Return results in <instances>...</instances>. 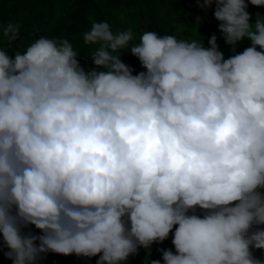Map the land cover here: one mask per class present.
I'll list each match as a JSON object with an SVG mask.
<instances>
[{"label":"clouds","instance_id":"9594fccd","mask_svg":"<svg viewBox=\"0 0 264 264\" xmlns=\"http://www.w3.org/2000/svg\"><path fill=\"white\" fill-rule=\"evenodd\" d=\"M249 4L264 0L201 4L215 5L228 58L215 35L136 42L106 21L83 35L92 70L67 38L0 48V236L13 264L49 252L122 264L140 248L160 264L152 246L170 234L164 264H264L252 251L264 250V16L250 23ZM0 32L10 46L20 36L11 21ZM126 47L146 71L123 62Z\"/></svg>","mask_w":264,"mask_h":264},{"label":"trees","instance_id":"16d2710c","mask_svg":"<svg viewBox=\"0 0 264 264\" xmlns=\"http://www.w3.org/2000/svg\"><path fill=\"white\" fill-rule=\"evenodd\" d=\"M203 0H0V25H7L10 21L19 26V38L10 46L7 37L0 32V48L14 56V50L25 51L35 40L41 37L49 39L67 38L78 52L77 59L86 70L96 66L90 55L97 47L88 45L83 35L90 31L93 22H108L112 31L120 32L131 28L136 42L145 31L156 32L160 35L179 33L181 39H196L208 44L205 37H217V43L225 58L232 53L231 46L225 43L219 32V24L214 17L215 5L210 9H203ZM248 12L255 23L256 15L264 16V7H255L249 4ZM197 18H200L199 28ZM250 41L245 39L236 46L238 52L249 47ZM128 48L118 53L130 68L133 74L146 71L140 61L128 52ZM259 50V49H258ZM126 53V54H125ZM102 70V69H100ZM197 214H201L197 210ZM24 234L42 235L34 226L23 229ZM160 249H171L172 234L163 243H155L151 250V260H159L164 264ZM9 251L3 244L0 236V264H13L5 253ZM253 255L264 262V250L253 249ZM99 257H78L75 254L64 256L52 252L39 259L36 264H97ZM148 250L140 248L138 254L130 256L122 264H147Z\"/></svg>","mask_w":264,"mask_h":264}]
</instances>
